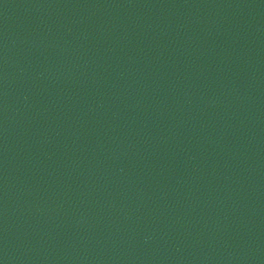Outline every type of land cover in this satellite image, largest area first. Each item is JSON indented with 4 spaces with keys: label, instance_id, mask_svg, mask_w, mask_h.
Segmentation results:
<instances>
[{
    "label": "water",
    "instance_id": "obj_1",
    "mask_svg": "<svg viewBox=\"0 0 264 264\" xmlns=\"http://www.w3.org/2000/svg\"><path fill=\"white\" fill-rule=\"evenodd\" d=\"M0 264H264V0H0Z\"/></svg>",
    "mask_w": 264,
    "mask_h": 264
}]
</instances>
